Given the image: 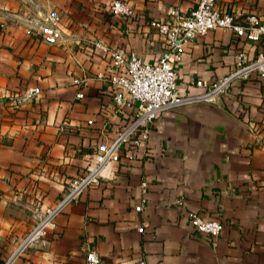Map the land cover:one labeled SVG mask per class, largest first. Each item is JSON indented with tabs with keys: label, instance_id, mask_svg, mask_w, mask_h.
Masks as SVG:
<instances>
[{
	"label": "crops",
	"instance_id": "obj_1",
	"mask_svg": "<svg viewBox=\"0 0 264 264\" xmlns=\"http://www.w3.org/2000/svg\"><path fill=\"white\" fill-rule=\"evenodd\" d=\"M122 1L128 17L112 14L111 0H0V264L35 212L57 201L69 179L93 165L97 144L133 117L132 108L113 112L107 76L115 68L92 43L102 40L108 50L123 48L155 63L163 42L151 22L167 21L168 6L184 14L197 2ZM33 4L59 12L55 44L29 29ZM216 4L237 23L248 14L264 23V0ZM239 51L254 58L264 43L222 29L195 35L174 65L176 91L200 93L192 80L208 84L226 75ZM26 87L40 93L19 97ZM189 211L219 220V234L195 231ZM86 248L100 264H264V81L251 73L214 102L157 114L144 147L124 144L99 183L12 264H83Z\"/></svg>",
	"mask_w": 264,
	"mask_h": 264
},
{
	"label": "built area",
	"instance_id": "obj_2",
	"mask_svg": "<svg viewBox=\"0 0 264 264\" xmlns=\"http://www.w3.org/2000/svg\"><path fill=\"white\" fill-rule=\"evenodd\" d=\"M33 10L34 16L29 29L47 44L58 42L61 39L59 12L55 9L43 10L38 4H33ZM109 11L114 15H130L129 5L122 0H111ZM166 15L167 21L151 22L163 42V49L155 63L143 62L133 52H127L123 48L108 50L102 40L92 43L96 48L108 52L110 63L115 68L107 76V82L113 86V112L132 108L133 117L114 138L104 139L97 144L93 165L84 174L69 179L64 193L57 201L35 212V221L1 264H12L29 246L40 242L53 227L55 217L66 206L75 202L82 192L99 183L103 169L109 162L118 159L119 150L124 144L132 148H143L149 126L157 114L192 102H214L233 80L246 78L251 73L264 81V51L254 58H248L245 52L239 51L235 54L234 67L226 75L208 84L194 79L191 83L202 88V91L197 94H179L175 87L174 65L180 61L185 44L195 35L222 29L245 40L260 39L264 43V23L258 22L254 14H248L244 23H237L230 13L218 7L216 0H197L195 7L184 14L177 7L168 6ZM39 93L38 87H26L19 97L33 98ZM75 96L81 98L82 94L77 92ZM139 189L141 194L145 193V179L140 180ZM143 201L144 197H141L133 210L141 211ZM187 218L195 231L209 236L218 235L222 228L219 220L203 218L193 211L187 213ZM142 230V226L137 228L138 232ZM83 257V264H100L99 255L92 248H86ZM139 264H144L143 260Z\"/></svg>",
	"mask_w": 264,
	"mask_h": 264
}]
</instances>
